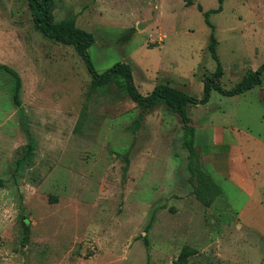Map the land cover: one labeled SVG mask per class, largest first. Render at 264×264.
<instances>
[{"label": "rangeland", "instance_id": "1", "mask_svg": "<svg viewBox=\"0 0 264 264\" xmlns=\"http://www.w3.org/2000/svg\"><path fill=\"white\" fill-rule=\"evenodd\" d=\"M199 4L220 2L57 0L53 12L94 34L99 73L127 62L143 94L157 81L201 98L216 61ZM222 6L210 21L232 88L264 63V0ZM0 63L22 78L17 105L16 78L0 69V264H264V213L239 219L221 191L205 205L188 181L180 117L165 103L140 107L122 80L91 91L75 47L38 30L26 0H0ZM260 88L264 98V74L246 97L213 90L189 114L233 105L247 115Z\"/></svg>", "mask_w": 264, "mask_h": 264}, {"label": "trees", "instance_id": "2", "mask_svg": "<svg viewBox=\"0 0 264 264\" xmlns=\"http://www.w3.org/2000/svg\"><path fill=\"white\" fill-rule=\"evenodd\" d=\"M32 13L33 21L38 30L47 37L54 39L65 45H73L77 53L82 57L87 65L88 71L92 77L91 91H97L100 87L107 86L113 81L122 80L126 92L131 99L144 109L153 108L159 103H165L166 106L175 112L182 121L184 137L182 139V147L187 151L186 168L189 172L188 181L194 187V192L200 197L206 206H210L216 198L220 187L213 181L200 165V156L195 148V133L196 130L191 124L189 114L190 105L207 104L210 100L213 90L225 96H234L242 94L263 83L264 63L257 69H249L244 74L242 80L232 88H225L221 84L224 76V67L216 50V36L214 33L215 26L210 21L211 13L221 12L223 9L222 3L224 0H219L218 8L204 10L202 5H198V10L203 13L206 23L213 29L211 42L208 49L216 61V69L211 75L204 76V93L201 98L195 97L183 89L174 87L170 84H156L151 92L143 94L135 83L133 75V67L127 62H116L110 68L102 73H99L95 68L91 59L89 48L95 42V36L92 32L77 26L75 18H66L59 22L55 21L54 7L57 0H26ZM190 0H187L189 2ZM0 69L5 70L11 76L16 78V88L14 93L15 104H20V91L22 88V78L19 72L7 65L0 63ZM142 121V116L135 119L133 131L137 132ZM6 179L0 178V188L6 187ZM198 182V183H197ZM208 195H211L208 198ZM23 242L26 243L29 239V232H25ZM187 251L183 254L190 255L194 252L192 248H186Z\"/></svg>", "mask_w": 264, "mask_h": 264}, {"label": "crops", "instance_id": "3", "mask_svg": "<svg viewBox=\"0 0 264 264\" xmlns=\"http://www.w3.org/2000/svg\"><path fill=\"white\" fill-rule=\"evenodd\" d=\"M156 84L157 81L147 86V92ZM248 91L241 95L246 97ZM260 91L261 88L254 110L247 115L238 114L236 118L233 105L230 110L221 109L216 114L206 111L203 119L200 114H190L202 169L220 187V198L227 197L225 208L239 219L264 213V98ZM241 95L226 97L242 99ZM237 226L244 227L239 222Z\"/></svg>", "mask_w": 264, "mask_h": 264}, {"label": "water", "instance_id": "4", "mask_svg": "<svg viewBox=\"0 0 264 264\" xmlns=\"http://www.w3.org/2000/svg\"><path fill=\"white\" fill-rule=\"evenodd\" d=\"M139 27H141V26L139 25Z\"/></svg>", "mask_w": 264, "mask_h": 264}]
</instances>
